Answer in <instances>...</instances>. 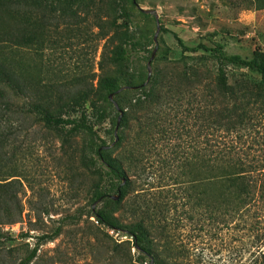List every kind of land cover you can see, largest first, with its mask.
Returning a JSON list of instances; mask_svg holds the SVG:
<instances>
[{"label": "trees", "instance_id": "16d2710c", "mask_svg": "<svg viewBox=\"0 0 264 264\" xmlns=\"http://www.w3.org/2000/svg\"><path fill=\"white\" fill-rule=\"evenodd\" d=\"M254 1L257 8L264 9V0ZM133 3L137 5L134 0ZM93 13L96 34L102 42L97 85L64 88L35 84L24 75L16 57L18 48H43L50 27L76 25ZM136 29L122 0H109L106 6L100 0H0V227L22 217V207L13 211L20 205V189L29 188L32 193L28 201H36L30 164L34 145L20 139L35 126L43 134L67 129L59 144L62 148L71 146L72 136H81L84 146L93 149L96 158H89L85 152L79 157L81 168L98 179L93 199L111 198L112 194L100 190L106 181L115 193L121 190V196L118 200L108 199L114 204L112 209L94 211L92 206L88 216L110 229L128 233L142 263L149 258L148 264H170L166 254L176 257L180 253L176 232L184 220L193 218L194 209L203 208V214L229 227L254 206L256 223L264 235V146H227L223 133L246 127L251 122L254 103L264 104V50L257 47L251 57H244L229 53L220 44L188 46L174 32L184 51L202 50L206 53L202 59L217 62L215 86H206L202 92H207L199 99L204 73L195 66L177 72L173 69L170 76L158 68L147 85L134 82L129 64L136 51L146 48L144 34H137ZM234 70L240 71L239 77L231 82ZM127 85L135 86L137 96L122 103L118 97L123 90H119ZM111 94L123 111L119 139L114 145L116 150L120 148L116 154L104 148L108 144L91 123L93 116L108 118V105L114 104ZM20 96L25 102H19ZM199 103L210 117L211 146H162L163 140L170 142L184 126L173 124L155 130L159 124H150L148 114L152 113L156 121L171 115L182 121L180 116L187 117ZM27 120L33 123L25 126ZM132 121L136 123L133 136ZM45 138L41 141L48 143ZM20 146H25L24 150ZM20 154L28 160L22 169L17 164ZM77 179L78 174H74L72 182ZM187 205L189 208L183 209ZM126 206L131 209L132 220L123 223L119 211ZM178 210L180 213H176ZM82 216L79 211L63 215L61 224L52 233L38 236L37 243L53 240L61 234L63 222ZM263 235L258 244L261 264ZM37 250L36 246L19 264H30Z\"/></svg>", "mask_w": 264, "mask_h": 264}, {"label": "rangeland", "instance_id": "374dc122", "mask_svg": "<svg viewBox=\"0 0 264 264\" xmlns=\"http://www.w3.org/2000/svg\"><path fill=\"white\" fill-rule=\"evenodd\" d=\"M122 1L135 20L136 33H142L146 38V48L136 51L133 63L129 64V71L136 83L147 81L148 62L157 48L152 60V75L158 68H163L170 76L173 69L177 72L184 67L195 66L204 73L199 99L207 92L206 89L202 92L206 86L214 88L217 62L211 58L202 59L201 56L206 54L202 50L195 53L184 51L175 33L188 46L220 44L229 53L244 57H251L257 47L264 50V9L257 8L254 0H137V5L133 0ZM108 2L100 0L104 6ZM141 8L157 11L160 20L157 44L154 41L156 16L142 12ZM243 9L256 12L253 23L242 22L240 13ZM94 13L76 25L50 27L43 48H18L16 57L24 75L35 84H53L64 88L97 85L101 75L98 61L102 42L96 34ZM51 22L55 23L56 20ZM239 72H231V82L239 77ZM176 78L178 82L177 75ZM134 88L123 90L119 101L129 103L133 100L137 96ZM18 100L20 103L25 102L21 96ZM254 104L251 122L246 127L237 132H223L226 136L225 145L264 146V104L262 101ZM198 106L202 107V103L197 104L187 117L182 114V121L172 115L156 121L152 113L148 114L150 124L154 121L159 124L155 130L173 124L184 126L170 142L163 140L162 146H211L210 117L203 107L202 110L197 109ZM108 111L107 119L93 116L91 123L105 143L111 144L115 140L114 132L120 112L114 104L108 105ZM32 123V120H27L25 126ZM135 129L136 123L132 121L131 136ZM149 131L151 133L152 130ZM43 132L31 126L29 134L23 133L20 138L34 145L30 164L35 178L36 201H28L32 193L29 188L20 189V207H13V211L15 213L22 207V217L13 224L0 227V264H19L36 246L37 254L30 264H148L149 258H145L147 261L143 263L138 258L139 253L133 247V239L128 233L110 229L99 224L95 217L88 216V210L97 200L93 197L98 179L81 168L79 157L85 152L89 158H96L93 149L84 146L85 141L81 136H72L71 146H59L67 129ZM43 136H46L48 143L41 141ZM147 137L149 139V135ZM97 142L102 143L101 140ZM131 146H134L133 141ZM24 147L20 146L22 150ZM115 148H111L114 154L120 150ZM17 164L20 169L25 168L28 160L20 154ZM74 174H78L75 183L72 182ZM74 185L77 187L75 190ZM100 190L115 193L108 181L102 184ZM108 199L111 198L102 199L96 206L97 210L112 209L114 204ZM185 208L188 209V205ZM183 209L181 206L180 210ZM75 211L81 212L83 216L76 221L63 222L61 234L53 240L37 243L38 236L52 233L61 224L63 215ZM193 211V218L184 220L185 223L176 232L180 253L176 257L166 254L170 264H261L258 244L263 234L256 223L257 210L254 206L229 227L203 214V208ZM120 212L123 223L132 220L129 207H124ZM176 213H180L179 210Z\"/></svg>", "mask_w": 264, "mask_h": 264}, {"label": "water", "instance_id": "95a60500", "mask_svg": "<svg viewBox=\"0 0 264 264\" xmlns=\"http://www.w3.org/2000/svg\"><path fill=\"white\" fill-rule=\"evenodd\" d=\"M135 2H137V0H134ZM142 10H144L145 12H147V13H151V14H154L155 16H156V22H157V30H156V33H155V35H154V41L156 42V44H157V40H158V34H159V32H160V20H159V18H158V14H157V11L156 10H154V9H145V8H141ZM156 49L157 48H155L154 49V51H153V54H152V56H151V58H150V60H149V62H148V71H149V75H148V79H147V81L145 82V84H147L148 82H149V80H150V78H151V75H152V60H153V58H154V56H155V54H156ZM135 86H123L119 91H121V90H124V89H128V88H134ZM110 98H111V100L113 101V103H114V105L116 106V108L118 109V111L120 112V114H119V116H118V121H117V126H116V129H115V140H114V142H112L111 144H108V145H106V146H104V148H106V149H109V148H112L114 145H115V143L118 141V129H119V126H120V122H121V119H122V116H123V111H122V109H120V106H119V104H118V102L114 99V94H111L110 95ZM120 196H121V190H118V192H116V193H114V194H112L111 195V198L112 199H114V200H118L119 198H120ZM102 199L101 198H99L98 200H96L95 202H94V204H93V210L94 211H96V209H97V204L101 201Z\"/></svg>", "mask_w": 264, "mask_h": 264}, {"label": "clouds", "instance_id": "9594fccd", "mask_svg": "<svg viewBox=\"0 0 264 264\" xmlns=\"http://www.w3.org/2000/svg\"><path fill=\"white\" fill-rule=\"evenodd\" d=\"M256 12L251 9H243L240 13V18L244 23H253L255 21Z\"/></svg>", "mask_w": 264, "mask_h": 264}]
</instances>
